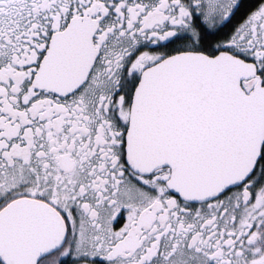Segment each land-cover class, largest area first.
Instances as JSON below:
<instances>
[{"label":"snow or ice","instance_id":"1","mask_svg":"<svg viewBox=\"0 0 264 264\" xmlns=\"http://www.w3.org/2000/svg\"><path fill=\"white\" fill-rule=\"evenodd\" d=\"M0 264H264V0H0Z\"/></svg>","mask_w":264,"mask_h":264}]
</instances>
